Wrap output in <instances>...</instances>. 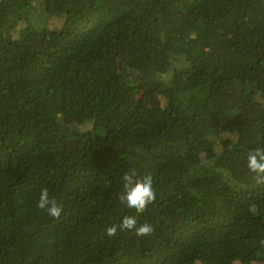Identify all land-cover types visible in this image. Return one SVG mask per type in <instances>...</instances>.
<instances>
[{
    "label": "trees",
    "instance_id": "trees-1",
    "mask_svg": "<svg viewBox=\"0 0 264 264\" xmlns=\"http://www.w3.org/2000/svg\"><path fill=\"white\" fill-rule=\"evenodd\" d=\"M257 147L264 0H0V264H264Z\"/></svg>",
    "mask_w": 264,
    "mask_h": 264
},
{
    "label": "clouds",
    "instance_id": "clouds-1",
    "mask_svg": "<svg viewBox=\"0 0 264 264\" xmlns=\"http://www.w3.org/2000/svg\"><path fill=\"white\" fill-rule=\"evenodd\" d=\"M246 167L258 177L264 178V148L257 147L249 152ZM122 188L120 202L132 215L124 216L118 226L108 227L106 230L107 235L114 236L118 227L120 231L131 233L138 237L151 234L153 231L152 226L148 223H138L137 217L144 213L156 199L157 192L152 175L146 174L142 178L137 179L135 170L130 169L124 174ZM36 207L46 211L53 218H58L63 210L61 205L50 197L47 188H42L40 191Z\"/></svg>",
    "mask_w": 264,
    "mask_h": 264
},
{
    "label": "rangeland",
    "instance_id": "rangeland-1",
    "mask_svg": "<svg viewBox=\"0 0 264 264\" xmlns=\"http://www.w3.org/2000/svg\"><path fill=\"white\" fill-rule=\"evenodd\" d=\"M33 37H34L33 33L28 34V38H33Z\"/></svg>",
    "mask_w": 264,
    "mask_h": 264
}]
</instances>
